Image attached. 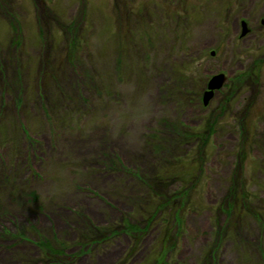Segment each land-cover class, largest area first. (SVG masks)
I'll list each match as a JSON object with an SVG mask.
<instances>
[{"label": "rangeland", "instance_id": "1", "mask_svg": "<svg viewBox=\"0 0 264 264\" xmlns=\"http://www.w3.org/2000/svg\"><path fill=\"white\" fill-rule=\"evenodd\" d=\"M227 1L0 0V264H264V0Z\"/></svg>", "mask_w": 264, "mask_h": 264}, {"label": "trees", "instance_id": "2", "mask_svg": "<svg viewBox=\"0 0 264 264\" xmlns=\"http://www.w3.org/2000/svg\"><path fill=\"white\" fill-rule=\"evenodd\" d=\"M206 135H207V133H206ZM203 138H204V136L202 137V140H203ZM240 189H242V188L240 187ZM239 193H240L241 199H242L243 191L241 190ZM123 228L125 231H129V232H135L138 230L137 226L132 222L126 223ZM116 230H117L116 228H110L109 233H112ZM91 232L95 235H99V234H101L100 233L101 228H99L98 226H91ZM40 245L43 247L44 254H45L44 257L46 258V261L44 262V264L50 263L52 261V259H57L58 256L60 257V256L65 255L63 252H60L62 250V247H58V249L53 248L50 246V244H47L46 241H43ZM66 256H67V254H66Z\"/></svg>", "mask_w": 264, "mask_h": 264}, {"label": "water", "instance_id": "3", "mask_svg": "<svg viewBox=\"0 0 264 264\" xmlns=\"http://www.w3.org/2000/svg\"><path fill=\"white\" fill-rule=\"evenodd\" d=\"M262 23H264V19L261 20ZM247 30L246 26H245V22L242 20L241 21V31L240 33L243 34L245 31ZM213 51H211L212 53ZM223 80V75L222 74H216V75H212L206 82V87L207 89H204L202 91V96H201V100L203 103H205L206 99L208 98V96L211 94V89L214 87H217L218 85L221 84Z\"/></svg>", "mask_w": 264, "mask_h": 264}, {"label": "flooded vegetation", "instance_id": "4", "mask_svg": "<svg viewBox=\"0 0 264 264\" xmlns=\"http://www.w3.org/2000/svg\"><path fill=\"white\" fill-rule=\"evenodd\" d=\"M233 2H235V4H234L235 8L238 9L241 5H243L245 3V0H233ZM257 2L259 3L260 0H257ZM226 3H227V9L228 10L231 9L232 3L230 2V0H228ZM253 5H255V1H253ZM242 16L243 17H238L237 16L236 19H235V26L237 27V29L240 28V30H241V21L242 20L246 21V23L248 25V19H249L247 17V15H245V14H242ZM257 19H258L257 20L258 22H261V20L264 19V14H263V17L262 16H258ZM238 37H240V36L238 35Z\"/></svg>", "mask_w": 264, "mask_h": 264}]
</instances>
